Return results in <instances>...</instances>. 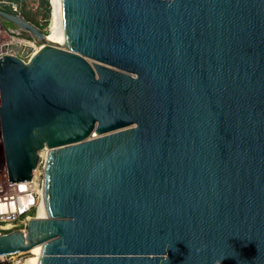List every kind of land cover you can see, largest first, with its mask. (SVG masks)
Instances as JSON below:
<instances>
[{"label": "water", "instance_id": "1", "mask_svg": "<svg viewBox=\"0 0 264 264\" xmlns=\"http://www.w3.org/2000/svg\"><path fill=\"white\" fill-rule=\"evenodd\" d=\"M54 13L49 42L0 9L1 28L37 45L27 61L0 54V140L8 182L41 165L42 210L0 233V255L264 264V0H56Z\"/></svg>", "mask_w": 264, "mask_h": 264}, {"label": "built area", "instance_id": "2", "mask_svg": "<svg viewBox=\"0 0 264 264\" xmlns=\"http://www.w3.org/2000/svg\"><path fill=\"white\" fill-rule=\"evenodd\" d=\"M12 11L17 12V4L11 3ZM17 33V32H16ZM35 47L34 42H30ZM9 44H5L6 51ZM35 50V49H34ZM33 50V51H34ZM19 55L14 50L12 53L23 61H27L33 53ZM4 53L3 51L0 54ZM44 152V151H43ZM43 153L40 152V159ZM41 165L38 164L29 180L8 182L3 154L0 159V233L13 229H24L32 217H37V209L41 203L40 191ZM27 252H16L0 255V264H28V258H23ZM30 254V253H29Z\"/></svg>", "mask_w": 264, "mask_h": 264}, {"label": "rangeland", "instance_id": "3", "mask_svg": "<svg viewBox=\"0 0 264 264\" xmlns=\"http://www.w3.org/2000/svg\"><path fill=\"white\" fill-rule=\"evenodd\" d=\"M51 14H52V6H51ZM48 16L43 20V17L41 16V12L36 15V19L41 24V29L44 34L47 32ZM8 29H12V32H10ZM31 41L32 39L28 36L26 32L14 28L0 27V52L6 49L5 44H9L8 45L9 49H7V52H9L10 50L13 52L15 50L16 53L23 56L26 53L36 49L37 45L34 43L35 47L32 46L30 43ZM42 153L43 151H41V154ZM1 154H2V148H1V140H0V159H1ZM29 253L24 254L23 258L30 259V257H32L33 255L32 253L30 254Z\"/></svg>", "mask_w": 264, "mask_h": 264}, {"label": "trees", "instance_id": "4", "mask_svg": "<svg viewBox=\"0 0 264 264\" xmlns=\"http://www.w3.org/2000/svg\"><path fill=\"white\" fill-rule=\"evenodd\" d=\"M11 3L17 4V10H19L24 19L30 21L34 25L41 28V24L37 21L36 15L41 12V16L47 18L48 14V23L51 13V5L48 0H0V9H3L8 12H13L11 9ZM47 23V25H48ZM1 24L6 28H14L8 22L2 20Z\"/></svg>", "mask_w": 264, "mask_h": 264}, {"label": "bare ground", "instance_id": "5", "mask_svg": "<svg viewBox=\"0 0 264 264\" xmlns=\"http://www.w3.org/2000/svg\"><path fill=\"white\" fill-rule=\"evenodd\" d=\"M49 3L52 6V14L50 13L51 17L49 18V23L47 26V32L45 33V35H46V39L49 42H53L55 40V37H56V22L54 19V14H55L54 13V7L56 4V0H49ZM36 216L39 218H42L41 203L38 206ZM28 252L32 253V255H33L32 257H30V259H28V264H33V258H34V254H35L34 248H31Z\"/></svg>", "mask_w": 264, "mask_h": 264}]
</instances>
